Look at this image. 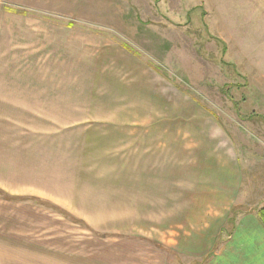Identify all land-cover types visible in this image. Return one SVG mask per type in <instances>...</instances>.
<instances>
[{
	"label": "rangeland",
	"instance_id": "obj_1",
	"mask_svg": "<svg viewBox=\"0 0 264 264\" xmlns=\"http://www.w3.org/2000/svg\"><path fill=\"white\" fill-rule=\"evenodd\" d=\"M78 1L75 15L51 17L132 51L111 65L126 86L119 112L158 129L159 201L120 206L132 219L96 228L37 201L48 213L46 264L228 258L242 219L260 226L264 208V0Z\"/></svg>",
	"mask_w": 264,
	"mask_h": 264
},
{
	"label": "crops",
	"instance_id": "obj_2",
	"mask_svg": "<svg viewBox=\"0 0 264 264\" xmlns=\"http://www.w3.org/2000/svg\"><path fill=\"white\" fill-rule=\"evenodd\" d=\"M3 1L0 264H46L43 205L96 228V222L132 219L120 206L158 204L159 134L147 128L150 118L119 112L127 108L124 84L111 65L127 62L133 55L128 46L105 44L106 38L80 31L79 23L51 17L66 9L75 15L78 0ZM242 221L233 254L209 264L243 257L246 264H264V226L260 219L262 227L253 218Z\"/></svg>",
	"mask_w": 264,
	"mask_h": 264
},
{
	"label": "trees",
	"instance_id": "obj_3",
	"mask_svg": "<svg viewBox=\"0 0 264 264\" xmlns=\"http://www.w3.org/2000/svg\"><path fill=\"white\" fill-rule=\"evenodd\" d=\"M49 207H52L54 210L58 209L57 207L53 206V205H49ZM60 211V213L64 214L65 213L63 211H61L60 209H58ZM258 217L262 223V225L264 226V208H262L261 210L258 211Z\"/></svg>",
	"mask_w": 264,
	"mask_h": 264
}]
</instances>
